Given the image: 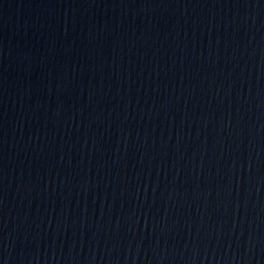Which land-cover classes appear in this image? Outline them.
Returning a JSON list of instances; mask_svg holds the SVG:
<instances>
[{
  "label": "water",
  "instance_id": "1",
  "mask_svg": "<svg viewBox=\"0 0 264 264\" xmlns=\"http://www.w3.org/2000/svg\"><path fill=\"white\" fill-rule=\"evenodd\" d=\"M187 0H0V264H93Z\"/></svg>",
  "mask_w": 264,
  "mask_h": 264
}]
</instances>
